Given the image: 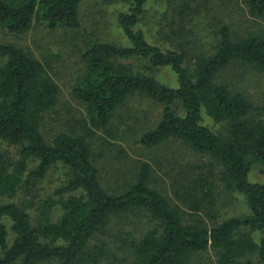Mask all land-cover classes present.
<instances>
[{
    "label": "trees",
    "instance_id": "trees-1",
    "mask_svg": "<svg viewBox=\"0 0 264 264\" xmlns=\"http://www.w3.org/2000/svg\"><path fill=\"white\" fill-rule=\"evenodd\" d=\"M126 1L129 8L119 23L128 43L89 41L82 54L84 70L72 87V94L85 104L87 134L61 132L51 143L46 140L41 125L58 103L60 85L32 53L0 42V55L6 58L0 67V139L20 147L18 158L0 147V196L12 198L21 188L30 159L38 161L29 172L34 178L45 177L59 161L72 173L57 189V200L39 202L36 225L25 203L0 202V264H102L109 256L107 242L101 239L91 245L92 237L108 228L113 215L136 208L150 212L158 224L139 239L119 233L121 245L132 253L129 264H191L195 253L209 247L218 251L217 264H256L252 256L264 264V182L250 180L254 164L264 165V104L257 106L243 92L217 81L236 60L264 72V31L240 34L222 24L214 52L197 57L190 68L184 52L163 50L137 28L148 0ZM245 3L251 15L264 17V0ZM80 4L81 0H0V25L15 34L39 22L51 29H78ZM131 60H144L143 69ZM152 67H170L177 86L150 75ZM133 93L163 106L159 121L141 136V144L156 147L178 139L195 152L214 157L226 188L246 196L249 214L210 226L199 215L207 185L198 179L191 186L175 187L181 205L198 214L185 221L182 206L172 205L151 186L149 162L139 166L124 192L105 189L90 137L95 129L110 125L116 110ZM204 114L228 123L226 137L204 124ZM57 204L62 214L53 220L51 212ZM4 218L12 222L11 244Z\"/></svg>",
    "mask_w": 264,
    "mask_h": 264
},
{
    "label": "rangeland",
    "instance_id": "rangeland-1",
    "mask_svg": "<svg viewBox=\"0 0 264 264\" xmlns=\"http://www.w3.org/2000/svg\"><path fill=\"white\" fill-rule=\"evenodd\" d=\"M128 8L126 0H81V26L78 29L65 26L51 29L39 22L23 34H15L0 25V42L16 44L32 53L60 85L58 103L46 114L41 125V132L49 143L61 132L87 134L85 104L72 94V87L85 67L82 54L87 43L94 39L127 44L119 18ZM222 24L229 25L240 34L264 31V17L251 15L245 0H148L137 28L142 29L147 39L163 50L184 52L187 65L192 68L197 57L214 52ZM5 60L0 55V67ZM130 62L138 69H143L145 64L144 60ZM148 73L165 85L177 86V75L170 67H152ZM217 81L243 92L257 106L264 104V72L250 65L233 61ZM162 108L153 99L133 93L116 110L108 127L95 129L90 137L93 160L105 189L109 193L124 192L128 184L135 180L139 166L149 162L153 166L151 186L172 205L182 206L185 221H192L198 214L181 205L175 196V187L191 186L198 179H203L207 185L199 215L210 226L233 216L249 214L246 196L226 188L220 179L222 167L214 157L197 153L178 139L167 140L156 147L141 144V136L159 121ZM204 124L226 137L228 123L217 122L204 114ZM0 147L18 158V145L0 139ZM28 163L21 188L12 198L0 196V202L25 203L31 222L36 225L39 202L57 200V189L70 180L72 173L59 161L51 166L45 177L34 178L29 172L37 167L38 161L30 159ZM250 180L264 182L263 164H254ZM61 214L62 208L57 204L51 212V219L57 220ZM4 222L9 229L11 244L14 238L12 222L9 218H4ZM157 224L150 212L143 208L113 215L108 228L92 237L91 245L101 239L107 242L109 256L102 264H129L132 253L128 247L121 245L117 238L119 233L125 232L129 237L139 239ZM253 235L259 237L257 233L253 232ZM251 258L256 264H263L256 256ZM217 260L218 251L209 247L195 253L191 264H217Z\"/></svg>",
    "mask_w": 264,
    "mask_h": 264
}]
</instances>
